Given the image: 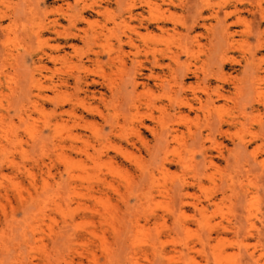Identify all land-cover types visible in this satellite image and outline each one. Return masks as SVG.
<instances>
[{"label": "rangeland", "instance_id": "obj_1", "mask_svg": "<svg viewBox=\"0 0 264 264\" xmlns=\"http://www.w3.org/2000/svg\"><path fill=\"white\" fill-rule=\"evenodd\" d=\"M258 35L264 0H0V264H264Z\"/></svg>", "mask_w": 264, "mask_h": 264}, {"label": "bare ground", "instance_id": "obj_2", "mask_svg": "<svg viewBox=\"0 0 264 264\" xmlns=\"http://www.w3.org/2000/svg\"><path fill=\"white\" fill-rule=\"evenodd\" d=\"M4 2H2V4H3ZM132 13V12H131ZM226 36L228 37V42H230L231 40H232V38H233V36L231 35V33H229V30H226ZM257 40H258V43H257V45H258V48L259 49H264V40L263 39H261V37L258 35L257 36V38H256ZM230 43H233V42H230ZM159 64V63H158ZM260 94H262V92L260 93ZM152 116L150 115V119H152L151 118ZM167 147V146H166Z\"/></svg>", "mask_w": 264, "mask_h": 264}]
</instances>
